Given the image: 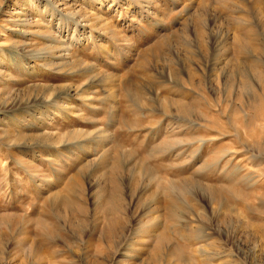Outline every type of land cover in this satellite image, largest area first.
<instances>
[{
	"label": "rangeland",
	"instance_id": "obj_1",
	"mask_svg": "<svg viewBox=\"0 0 264 264\" xmlns=\"http://www.w3.org/2000/svg\"><path fill=\"white\" fill-rule=\"evenodd\" d=\"M0 264H264V0H0Z\"/></svg>",
	"mask_w": 264,
	"mask_h": 264
}]
</instances>
